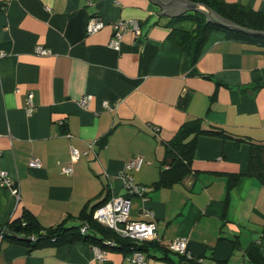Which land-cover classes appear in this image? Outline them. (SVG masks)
<instances>
[{
  "label": "crops",
  "instance_id": "obj_1",
  "mask_svg": "<svg viewBox=\"0 0 264 264\" xmlns=\"http://www.w3.org/2000/svg\"><path fill=\"white\" fill-rule=\"evenodd\" d=\"M225 1L264 12V0ZM163 11L153 0H0V168L20 191L16 204L0 187V227L23 210L43 228L78 224L106 195L124 193V165L141 156L144 166L132 174L147 186L146 200L131 199L130 218L143 207L153 213L162 249L144 251L150 263L178 264L167 243L185 237L202 264H264V185L246 175V143L200 136L193 172L171 186L152 185L166 166L163 141L187 120L264 142V46L212 31L192 66L168 38L173 27L193 30L189 21L168 25L188 10ZM90 17L104 23L93 34L85 30ZM121 20H133L141 35L130 27L117 51L112 25ZM37 45L50 53L37 54ZM70 147L88 154L71 162ZM31 157L39 167L29 166ZM232 174L238 178L229 188ZM97 247L78 240L30 250L3 241L0 264H129L111 249L98 262Z\"/></svg>",
  "mask_w": 264,
  "mask_h": 264
},
{
  "label": "trees",
  "instance_id": "obj_2",
  "mask_svg": "<svg viewBox=\"0 0 264 264\" xmlns=\"http://www.w3.org/2000/svg\"><path fill=\"white\" fill-rule=\"evenodd\" d=\"M190 1L206 5L222 18L243 28L264 31V12L262 11L254 10L238 3H229L225 0ZM183 21L192 22L194 24L193 30L185 31L173 27L168 38L182 47L188 55L190 65L192 66L198 60L202 48L212 31H219L226 37L264 46V36L225 29L213 22L207 21L205 15L198 11L188 10L175 16L170 19L168 25L174 26ZM190 100L191 95L186 93L179 98L178 105L184 109L188 106ZM200 136L233 140L236 143H246L249 146L246 175L256 178L264 185V142L233 135L216 125H209L205 128L202 126L201 118H193L183 122L170 140L163 141L165 158L161 161V165L166 164V166L160 170L159 179L152 184L154 187L171 186L193 172L191 164L197 139ZM237 178L238 174H232L229 177V188L236 183ZM111 197L106 195L104 199L94 204L87 214L85 212L80 213L77 218L79 223L73 226H66L65 222H61L56 226L43 228L30 212L23 210L18 217H11L4 226L0 227L2 233L0 245L3 241H6L10 244L22 245L32 250L45 246H64L82 240L101 249L116 250L127 255L131 252L130 247L135 244L128 239L120 237L113 230L101 226L93 219L94 210ZM84 224L88 226L89 230L87 229L86 233H81L80 229ZM110 240L115 242L114 246L106 244ZM159 244L160 242L157 241H149L137 244L136 248L144 253V251L150 248L162 249ZM171 252L179 256L178 264H200L198 262L199 257L187 260L183 255Z\"/></svg>",
  "mask_w": 264,
  "mask_h": 264
},
{
  "label": "built area",
  "instance_id": "obj_3",
  "mask_svg": "<svg viewBox=\"0 0 264 264\" xmlns=\"http://www.w3.org/2000/svg\"><path fill=\"white\" fill-rule=\"evenodd\" d=\"M104 27V23L97 17H90L86 24V33L93 34ZM114 32L110 46L115 50L120 49V41L122 35L130 27H133L137 36L141 35V31L133 20H121L112 25ZM35 52L39 55H47L50 53L45 47L37 45ZM5 53L0 51V58ZM33 94L28 95V111H32L33 105L31 103ZM91 96H86L81 99V104L85 105ZM107 107V103H103ZM154 131H158V128H154ZM95 143V141L93 142ZM93 143L88 145L89 149H92ZM88 154V150H79L75 147H70V159L71 162H75L83 156ZM144 159L141 156H135L128 160L124 169L120 174L123 180L124 193L122 195L112 196L108 201L98 206L93 212V219L101 226L113 230L117 235L122 238L130 240L133 244L130 247L131 252L126 255L125 260L129 264H152L146 258L145 254L136 248L137 244H142L149 241L159 242L156 234V224L153 221V213L150 209L143 207L140 212L139 219L130 218V206L131 199L133 197H139L143 202L146 200L147 187L139 185L134 181L133 172L138 171L144 165ZM30 167H39L40 162L37 158L31 157L29 159ZM62 171L64 173H71V166H63ZM0 187L8 190V192L14 197L16 204L19 202V186L18 183L10 178L7 171L0 168ZM88 226L84 224L80 231L86 233ZM89 230V229H88ZM2 233L0 231V241L2 240ZM106 244L114 246L115 242L110 240ZM167 247L170 251L183 255L187 260L194 258L188 251V240L185 237H176L167 243ZM134 248V249H133ZM95 259L98 262L105 259L104 249L97 247L95 249ZM198 262L201 264L202 259L198 258Z\"/></svg>",
  "mask_w": 264,
  "mask_h": 264
},
{
  "label": "water",
  "instance_id": "obj_4",
  "mask_svg": "<svg viewBox=\"0 0 264 264\" xmlns=\"http://www.w3.org/2000/svg\"><path fill=\"white\" fill-rule=\"evenodd\" d=\"M157 2L164 8V11L161 14L173 16L179 14L186 10H193L201 12L205 15L207 21L213 22L225 29L233 31H241L246 34L251 35H260L264 36V31H254L250 29L243 28L237 24L232 23L231 21L222 18L215 11L207 7L202 3H194L190 0H153Z\"/></svg>",
  "mask_w": 264,
  "mask_h": 264
},
{
  "label": "rangeland",
  "instance_id": "obj_5",
  "mask_svg": "<svg viewBox=\"0 0 264 264\" xmlns=\"http://www.w3.org/2000/svg\"><path fill=\"white\" fill-rule=\"evenodd\" d=\"M144 166V165H143Z\"/></svg>",
  "mask_w": 264,
  "mask_h": 264
}]
</instances>
